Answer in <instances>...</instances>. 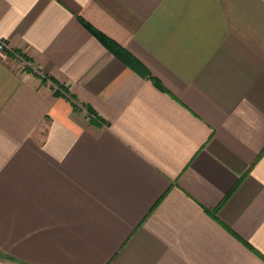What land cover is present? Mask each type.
Listing matches in <instances>:
<instances>
[{"label": "crops", "instance_id": "crops-1", "mask_svg": "<svg viewBox=\"0 0 264 264\" xmlns=\"http://www.w3.org/2000/svg\"><path fill=\"white\" fill-rule=\"evenodd\" d=\"M0 41V264H264V0H0Z\"/></svg>", "mask_w": 264, "mask_h": 264}, {"label": "built area", "instance_id": "built-area-1", "mask_svg": "<svg viewBox=\"0 0 264 264\" xmlns=\"http://www.w3.org/2000/svg\"><path fill=\"white\" fill-rule=\"evenodd\" d=\"M9 46L4 42V41H0V49H5L8 48ZM17 64L20 68L24 67L27 63L26 59L24 57H22L19 54H16L15 56Z\"/></svg>", "mask_w": 264, "mask_h": 264}, {"label": "trees", "instance_id": "trees-1", "mask_svg": "<svg viewBox=\"0 0 264 264\" xmlns=\"http://www.w3.org/2000/svg\"><path fill=\"white\" fill-rule=\"evenodd\" d=\"M108 46L111 47L113 50L116 48L114 43L107 42Z\"/></svg>", "mask_w": 264, "mask_h": 264}]
</instances>
